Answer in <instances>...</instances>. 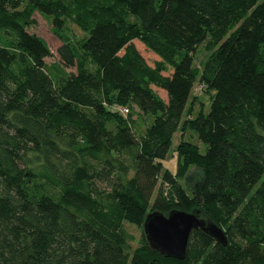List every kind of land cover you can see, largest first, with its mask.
Instances as JSON below:
<instances>
[{
	"label": "trees",
	"instance_id": "16d2710c",
	"mask_svg": "<svg viewBox=\"0 0 264 264\" xmlns=\"http://www.w3.org/2000/svg\"><path fill=\"white\" fill-rule=\"evenodd\" d=\"M35 11L59 64L28 31ZM197 81L211 102L193 115ZM186 128L206 151L182 140L173 173L163 159ZM174 209H199L228 244L196 229L183 260L145 234L132 247L126 222ZM0 264H264V0H0Z\"/></svg>",
	"mask_w": 264,
	"mask_h": 264
},
{
	"label": "rangeland",
	"instance_id": "374dc122",
	"mask_svg": "<svg viewBox=\"0 0 264 264\" xmlns=\"http://www.w3.org/2000/svg\"><path fill=\"white\" fill-rule=\"evenodd\" d=\"M33 22L29 25L28 31L30 33H34L38 35L40 38H42L46 44L48 45L51 55L46 58V62L48 64H59L60 58L58 56L57 49L62 45L61 38L54 32L53 30V23L52 18L44 15L38 11H35L33 13ZM66 35L73 40L74 42H79L82 40L85 36L83 31L74 23L69 22L67 24V28L65 30ZM134 43L139 50V52L142 54L144 59L149 65H154V63L157 60H160L159 56H157L154 52L149 50L142 42L139 40H134ZM206 41H204L194 52V65L201 67L204 60L207 57L208 51L205 48ZM71 70V69H68ZM172 70H169L165 74H171ZM206 86L197 81L194 85V88L192 90V96L190 101L194 102V113L193 115L197 114V111L200 109H204L206 112L209 111L210 108V93L207 92ZM161 96H163L166 99V93L164 90H159L155 88ZM136 118V115L133 116ZM186 117V116H185ZM184 117V118H185ZM190 141L192 143H195L199 145L200 151L202 153H205L206 146L203 142H201L195 132L192 130L186 128L184 131L177 130L172 138V145L170 147V151L165 159H163V167L164 169H169L171 172L175 173L178 167V152H177V146L182 141ZM121 160L124 164L130 165L131 160L127 155H122ZM191 173L189 175V179L185 182V184L188 186L190 190H194V186L197 183V181L200 179L199 172L196 171L194 168L191 169ZM133 175V171L130 172V176ZM98 186L102 190H109L107 185L104 183L98 182ZM126 229L134 236V239L131 241V245L133 248H136L140 244V240L142 236L144 235L143 227H138L129 223H125Z\"/></svg>",
	"mask_w": 264,
	"mask_h": 264
},
{
	"label": "water",
	"instance_id": "95a60500",
	"mask_svg": "<svg viewBox=\"0 0 264 264\" xmlns=\"http://www.w3.org/2000/svg\"><path fill=\"white\" fill-rule=\"evenodd\" d=\"M199 229L226 246L228 238L225 230L212 219L201 217V211L191 212L174 209L168 214L150 211L144 222L143 230L150 247L166 257L183 260L187 255L189 236Z\"/></svg>",
	"mask_w": 264,
	"mask_h": 264
},
{
	"label": "built area",
	"instance_id": "2783aa9c",
	"mask_svg": "<svg viewBox=\"0 0 264 264\" xmlns=\"http://www.w3.org/2000/svg\"><path fill=\"white\" fill-rule=\"evenodd\" d=\"M122 111H123V112H127V109H126V108H123Z\"/></svg>",
	"mask_w": 264,
	"mask_h": 264
}]
</instances>
